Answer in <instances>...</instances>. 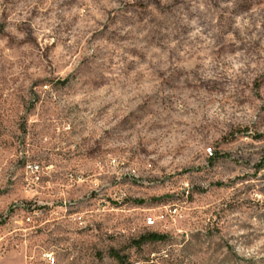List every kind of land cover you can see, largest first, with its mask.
I'll return each instance as SVG.
<instances>
[{"label": "rangeland", "instance_id": "rangeland-1", "mask_svg": "<svg viewBox=\"0 0 264 264\" xmlns=\"http://www.w3.org/2000/svg\"><path fill=\"white\" fill-rule=\"evenodd\" d=\"M262 157L264 0H0V264H264Z\"/></svg>", "mask_w": 264, "mask_h": 264}, {"label": "trees", "instance_id": "trees-1", "mask_svg": "<svg viewBox=\"0 0 264 264\" xmlns=\"http://www.w3.org/2000/svg\"><path fill=\"white\" fill-rule=\"evenodd\" d=\"M260 168H264V157H262L259 165ZM164 237L158 234H150L148 236L142 237L140 240L137 241L139 244L147 243V242H157L163 240ZM112 257L116 260H120V256L116 252H111Z\"/></svg>", "mask_w": 264, "mask_h": 264}, {"label": "built area", "instance_id": "built-area-1", "mask_svg": "<svg viewBox=\"0 0 264 264\" xmlns=\"http://www.w3.org/2000/svg\"><path fill=\"white\" fill-rule=\"evenodd\" d=\"M27 170L29 171V173L31 174V179H32V182L33 183H37L40 181V178H41V167L36 164V163H33V164H28L27 165ZM49 255H46V258H48Z\"/></svg>", "mask_w": 264, "mask_h": 264}, {"label": "bare ground", "instance_id": "bare-ground-1", "mask_svg": "<svg viewBox=\"0 0 264 264\" xmlns=\"http://www.w3.org/2000/svg\"><path fill=\"white\" fill-rule=\"evenodd\" d=\"M47 260H48V262H49L50 264H53V263L55 262L54 257H52L51 255H49V257L47 258Z\"/></svg>", "mask_w": 264, "mask_h": 264}]
</instances>
